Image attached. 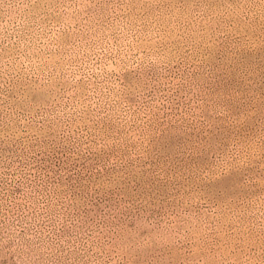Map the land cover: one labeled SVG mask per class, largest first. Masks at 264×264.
Here are the masks:
<instances>
[{
    "label": "rangeland",
    "instance_id": "1",
    "mask_svg": "<svg viewBox=\"0 0 264 264\" xmlns=\"http://www.w3.org/2000/svg\"><path fill=\"white\" fill-rule=\"evenodd\" d=\"M0 264H264V0H0Z\"/></svg>",
    "mask_w": 264,
    "mask_h": 264
}]
</instances>
